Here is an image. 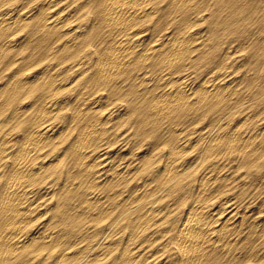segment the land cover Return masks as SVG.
Here are the masks:
<instances>
[{
	"label": "rangeland",
	"instance_id": "374dc122",
	"mask_svg": "<svg viewBox=\"0 0 264 264\" xmlns=\"http://www.w3.org/2000/svg\"><path fill=\"white\" fill-rule=\"evenodd\" d=\"M82 2L83 5H81ZM87 2L88 0H0V18L5 13L15 15L22 12L20 19L24 16V12L33 17L23 23L18 20V25L5 26L0 30V125L3 126V128L0 126V142L1 140L3 142L6 137L5 140L11 145L9 151H15L21 145L23 135L21 127L13 126V123L22 118L23 121L37 119L38 106L49 97H55L58 101L57 108L48 113L52 117L49 116L47 121V124H54V136L57 139L53 141L46 154L38 159L41 162H47L45 164H50L37 178V185H35L38 192L35 194V199L39 198L41 207L30 218L31 221L29 220L30 232L27 230V234L25 231L26 239L28 238L27 244L30 243L29 247L18 250L7 260L0 253V264H75L76 262V264H125L123 247L125 248L130 235L134 234L135 230L132 233L128 220L120 218L112 210L113 208L94 210L91 216L79 224L81 226L78 231L77 225H73V219L66 222L62 217H58L61 216L59 208L61 210L62 208L59 207L61 204L59 199L64 187H68L73 182L81 183L79 180L72 179L73 173L79 166H73L64 152L73 142L74 146L77 142V131L81 123L74 121L73 115L84 109L91 110L95 117L105 114L102 115L105 118L108 113H113L114 116V120L109 124L110 131L104 137L106 140L103 139V142L94 145L95 152L89 158V162H92L98 154L107 151L104 165L95 168L100 175L98 185L105 187L113 182L115 177L119 178L120 176L115 174L121 169L119 165L129 166L128 175L125 176L128 180L125 177L120 178L123 184L119 189L112 191L116 190L115 193L120 194L119 198L131 196L132 200L136 199V202L132 203L135 209L149 201L156 203L150 213L152 217L146 225L145 234L137 236L138 233H136V244L141 246L143 244L147 247V252L142 253L144 256L139 255L136 261L126 264H143L144 261H151V264H264V58L258 60L255 56V49H264V30L260 24L262 18H259L256 23L255 20L252 23L249 20L244 22L243 18H247L245 12L235 13L230 8L218 10L215 5L216 0H192L189 10L198 17L194 31L200 36V40L194 43L193 47L200 49L190 54L187 64L179 73L168 75L163 82L178 89L180 85L177 78L183 76L188 79L196 93L202 85H221L225 81L230 83L231 88L225 89L221 98L209 95L204 100H191L192 102L186 104L188 110L184 113H179L180 109L185 110L180 107L172 114L164 113V115L151 111L154 114L148 115L146 112L150 113V107L155 100L161 98L165 88L140 83L141 76H137L135 80L138 89L147 91L148 101L140 100L136 109L127 100L129 98L123 97L121 91H113L108 87L92 83L88 79L95 71L100 54L97 52L96 43L88 39L95 28L96 15L92 7L86 4ZM165 4L166 1L163 6ZM49 10H55L67 19V26L57 29L48 38L44 37L47 49L41 45L39 51H34L35 44L40 46L38 43L40 38L33 35L31 25L37 17L45 20ZM184 11H187L186 7L181 6L179 12L175 14L177 18L175 15L171 18L184 19ZM159 18L160 14H154L153 17L140 22V27L137 28L138 30H142V27L143 30L148 28L146 30L148 33L144 35L146 37L143 36L147 45L154 42L164 28H166L163 31L165 40L167 37L170 39L176 35L174 34L176 26L171 23L163 24ZM68 31L71 32L69 36L66 35ZM68 37L73 41H69ZM76 39L78 45H76ZM83 40L85 43L82 42ZM197 43L202 45L198 46ZM67 53L71 55L69 58ZM62 67H68V70ZM55 69H57L56 74H52ZM44 70H48L46 76ZM28 73L37 74L41 82L53 81L51 89L44 94L42 88L36 86L37 82L27 83L12 97L6 95L4 90L13 84L17 77H25L29 75ZM128 87L130 86L124 87L123 92H126ZM196 96H199V93ZM9 107L12 108L9 109ZM178 113L185 115L177 117L173 123L172 117L178 116ZM11 116H14V119L11 120ZM154 120H157V123ZM240 124L244 138L250 134H255L256 138L247 147L243 143L245 140L243 138L239 147L229 149L228 139L221 136L220 131L225 132L226 129L231 131L233 126ZM215 141L218 142V148L211 151L210 145ZM240 147L243 148L242 151ZM67 152V154L71 153L70 150ZM171 160L181 162L184 165L182 169L185 170H172ZM89 162L87 161L86 164ZM142 164L145 166L143 167ZM1 171L2 169H0V178L2 182H5V171ZM164 178L167 179L164 180ZM104 187L96 190L99 197L103 196ZM72 203L76 205L77 201L73 200ZM210 205L218 211L225 207V209L228 208L229 213H237L239 224L223 236L224 238L221 237L214 243L217 251L207 250V258L195 259L194 262H192L193 259H189V261L187 257L177 252L178 233L189 210ZM57 211L58 214H56ZM56 220L60 222V226ZM207 220H210L209 226L217 225L211 217H206L205 221ZM61 222L66 225H61ZM56 224L59 231L56 230ZM149 224L150 227H148ZM51 232L52 234L61 233L50 238ZM67 232L68 234L65 235ZM52 239H54V245L51 244ZM102 241H106L107 244L100 251H94L93 256L86 259L81 258L83 251L91 246L95 247ZM37 243L40 246L36 247ZM65 248L71 253L78 252V255L74 256L76 259L62 260V252ZM98 254H102V257H97ZM208 257L210 261H207ZM24 258L26 261L23 262Z\"/></svg>",
	"mask_w": 264,
	"mask_h": 264
},
{
	"label": "bare ground",
	"instance_id": "6f19581e",
	"mask_svg": "<svg viewBox=\"0 0 264 264\" xmlns=\"http://www.w3.org/2000/svg\"><path fill=\"white\" fill-rule=\"evenodd\" d=\"M164 1H166V4L163 6ZM191 1L192 0H88L86 4L89 7H92V11L96 15L95 16V21H96L95 28L91 32V36L90 38L88 37V39H91L92 41L96 43L97 52L98 54H100L99 61L95 66V71L92 77L88 78L90 82L95 83L97 85H101L103 87H108L109 89L113 91L114 90L121 91L123 97L129 98L127 100L129 101V103H131L133 108H136V109H137V103L140 100H142L143 102L148 101V99H146L148 95L147 91L138 89V84L135 80L137 76L139 75L141 76L140 83H145V84L152 85V86L154 85L159 88L160 86L165 88V90L162 91L161 98L157 101L155 100L153 105L150 107V113L145 111L148 115L154 114L155 112L160 113V114L166 113V115H168V114H172L175 111L179 110L180 107H182V109H185V110L180 109L179 113L180 112L184 113L186 110H188L186 108L187 106L186 104H188L189 102H192L191 100L193 99L194 100H204V98L208 97L209 95L215 98H221L224 95L225 89L228 90L229 88H231L230 83H226V81L223 82L221 85H216V84H212L209 86L202 85L200 87L199 92L197 91L199 93V96H196L198 93H196L193 87L190 86L191 83L189 84L188 79L186 77L182 76V77L177 78V80H179V85H180L178 89L172 85H168L167 83L163 82V80L166 81V79L168 78V75L179 73V71H181L184 68V66L187 64L186 62L188 58L190 57V54L200 49L199 47H193L194 43L200 40V36L197 35L196 32L194 31V27L196 25V22L198 21V17H195L192 14L193 12L192 11L190 12L189 10ZM210 1H213V0H210ZM81 5H83V2ZM215 5L218 7V10H221V11H223L226 8H230L235 13L245 12L247 18H243L244 22H247L249 20L250 23H252L255 20V23H256L257 21H259L258 20L259 18H262V20H260V24H261L262 29L264 30V0H216ZM181 6L186 7V10H187L186 12L184 11V14H183L184 19L173 20L174 18L173 16L179 12V8ZM22 13L15 14V15L5 13L4 15H2V17L0 18V30L3 29L5 26L10 27L13 24L16 25L19 21L20 22L22 21L23 23V21L27 20L28 18L30 19L32 17V15L31 16L28 15L29 13L27 14V12H24V16H22V18L20 19L19 17H21ZM154 14H160L159 19H160V22L162 21L161 23L163 24L171 23L174 26H176V31L174 32V34L176 35L170 39L167 37V39L165 40L166 37L164 36L163 31H165L166 28H164L160 31V34H158L154 42L147 45L146 39H143V36L147 32L146 30L148 28L146 30H143V27H142V30H138L137 28L140 27V22H142L144 19H148L149 17L150 18L153 17ZM47 16L45 20L44 18L37 17L36 18L37 20L31 25L33 35L38 36L40 38L38 39V43L40 44V46L35 44V46L33 47L34 51H39L41 49V45L42 47L46 46V41L44 37L48 38V36L50 37V35L53 32H55L57 29L59 30V28H64L67 26V23H68L66 22L67 19H65L61 14H59V12H56L55 10L54 11L49 10V12L47 13ZM171 16L173 18H171ZM176 16L177 15H175V18H177ZM19 26H21V24ZM66 30H68V28ZM70 33L71 32L68 31L66 32V35L69 36ZM61 37L63 38V36ZM68 40L73 41L72 39L70 40V37H68ZM76 42H77V39H76ZM82 42L85 43L84 40ZM200 44L201 43H199L198 46ZM76 45H78V42ZM37 46H38V49H36ZM45 49H47V47H45ZM63 49H65V47ZM67 55H68L67 57L69 58L70 54L67 53ZM255 56L258 58V60L264 58V49L263 50L255 49ZM82 57H85V56H82ZM27 58H25V60H27ZM70 58H73V57H70ZM62 60H63V57H62ZM73 62H70V63L74 64ZM32 65H33V61H32ZM63 69L68 70V67L63 68ZM65 70H63V72ZM47 71H45V76H46ZM56 72H57V69H55L52 72V74L54 73L56 74ZM88 73L85 74V77H87L86 75H88ZM36 75L29 74L25 77H22V76L17 77L13 81V84L9 85L8 87L6 86L7 88L4 90L6 95H8L9 97H12L13 94L18 93L21 90V88H23L27 83H36V82H37L36 86L39 88H42L43 93L46 94L48 92L47 90L51 89L53 81L41 82L42 81L41 78L37 77ZM60 78L62 79V77ZM13 79H14V76H13ZM59 81L61 80L59 79ZM127 86H130V87H128V90L126 88L127 90L126 92H123L124 91L123 88ZM31 90H33V88H31ZM159 92L161 93V91ZM36 94L37 93L35 92V95ZM41 99L42 97L40 98V100ZM57 105H58L57 99L55 97H51V98L49 97L45 101L40 103V105L38 106L39 113H38L37 119L33 121L31 119H28V121H23V118H22V120L18 119L16 120L15 123H13V126L21 127L22 135H23V140H21L22 141L21 145L15 151L13 152L9 151L11 148V145H10V142L5 140L6 137L4 138L3 142L1 140L2 143L0 142L1 143L0 144V169H2L3 172L5 171L4 173L6 174L5 182H2L0 178L2 182L0 184V253L2 254L3 258L6 260L9 259L10 256L15 254L18 250L27 249L30 244V243L27 244L28 238L26 239L25 231L27 232L28 230V223H29L30 218H32V216H34L35 213L38 211V209L41 207L39 198L35 199V194L38 193L36 191L37 188L35 187V185H37V178L41 175V173H43L49 167V164H50V163L45 164L47 162L45 161L41 162L38 159H40L43 155L46 154L47 150L51 148L53 141L57 139V137L54 136V131H55L54 126H53L54 124L53 125H50L49 123L47 124L48 118L50 116L48 113L53 112L55 108H57ZM10 108L12 107H9V109ZM151 111L154 113H152ZM179 113H178V116L172 117L173 123L175 122V119L177 117H182L185 115V114L180 115ZM102 115H105V114H102ZM102 115L101 116L97 115L95 117L93 115V112H91V110H85V109L84 111H80L77 114L73 115L74 121L80 122L82 125L80 124V127L78 128L77 142L75 146L73 142L68 148H66L65 150L66 152H64L65 153L64 155L67 159L70 158L73 166L75 167L79 166L78 170L73 173L74 175L72 176V179L79 180L81 183L73 182L68 187L66 188L64 187L63 189L64 191L62 190L63 193H61V197L59 199V202L61 203L59 204V207L62 208V210L60 208L59 210L62 214L59 213L61 216H58V217H62V219H64L66 222H69L71 221L70 219H73V225L75 224L77 225V231H78L79 226H81L79 224L82 221L86 220L85 218H88L89 216H91L94 210L99 209L100 211H102V210H109V208L110 209L113 208L112 210L115 213H117V215L120 218L122 219L124 218L128 220V223L130 227L132 228L131 232L133 233V230H135L134 234H131V235L129 234L130 239L128 243H126L125 248L123 247L124 249L123 256L125 257L123 258L126 264V263H130L131 261L132 262L136 261L137 258L139 259V255L147 252L146 251L147 247L143 246V244L142 246L138 245L136 244L135 241H136L137 236H139L140 234H145V231L147 230L146 225L148 224V222L150 221L152 217L150 216V213L153 211L154 206H156V203L155 201H151V202L149 201L145 203L144 205L142 204V206L140 205L138 209H135L132 206V203L134 201L136 202V199L132 200V197L129 196V198L120 197L121 198L120 200L119 198L120 194L118 192L115 193L116 190L112 191L113 189H116V188L119 189L120 185L123 184L122 182H120V178L122 177L124 178L125 176L128 175L127 172L129 171V166L122 167L121 165H119L121 169L116 173L114 172L115 174H117L116 176H120L119 178L115 177L113 182H110L105 187L98 185L97 181L99 180L100 175L98 173L99 171H97L95 168L97 166L104 165L103 162H105L104 159H105V154L107 153V151L105 150L102 153L98 154L97 157H95V159H92V162H89V158L92 157V154H94L95 152V150H93L94 145L100 144L101 141L103 142V139L106 133L108 134L110 131L109 124L114 120L113 113H108L105 118ZM10 119L11 120L14 119V116H11ZM154 121L156 122L157 120H154ZM0 126L1 128H3L2 125ZM241 126H242L241 124L236 127L233 126V129L231 131H227V129L226 131L224 130L225 132L220 131L221 136H224L225 138L228 139L229 149L237 148L241 145L239 143L244 138V135L242 132L243 129ZM5 136H6V133H5ZM255 138H256L255 134H250L244 138L245 140L243 143H245V146L247 147L250 145L249 143H252L255 140ZM216 141L211 143L210 145L211 151L216 150L218 148L217 146L218 142L216 143ZM239 149H241L242 151L243 148L240 147ZM68 150L71 151L70 154H67ZM87 161L89 162L88 164H86ZM171 163L173 164L170 168L172 170L174 169V171L181 170L184 166L181 162H173L171 160ZM144 166L145 165H143V167ZM182 170H185V169H182ZM165 179L167 178H164V180ZM126 180H128V178ZM68 182H70V180ZM171 182L173 183V181ZM169 186L170 184L168 185V188ZM101 187H104L103 188L104 194L102 197H99L98 196L99 193L96 194V190L99 188L101 189ZM129 187L131 188V186ZM159 195L161 194L159 193ZM123 196H124V193H123ZM138 196L140 195L138 194ZM134 198H138V197H134ZM73 200L77 201L76 205L72 203ZM78 201H79V204H78ZM146 208L148 209L145 210ZM224 209L218 211L213 207V205L212 206L210 205V206H205L201 209L192 208L191 210H189L182 223V228L180 229L178 236H177L178 242L176 244V249H177L178 254H181L183 257H187L188 260L193 259L192 262H194L195 259L201 260L202 258L204 259L207 258L206 256L207 250L215 251L216 245L214 243L217 240L221 239V237L228 234L231 230H233L239 224V220L237 218L238 214L233 213V212L229 213L228 208H226L225 210ZM56 214H58V211L56 212ZM95 214L97 215V213ZM206 217H211V219L215 220L217 225L209 226L208 224L210 223V220L205 221ZM52 218H54V216ZM55 218H56V215H55ZM59 221H61L60 218H59ZM64 222L63 223L61 222V225L64 224ZM58 224L60 226V222H58ZM65 225L66 223L64 224V226ZM56 227H57V224H56ZM148 227H150V224L148 225ZM66 229H67V226H66ZM56 230H58V227L56 228ZM61 230H63V228ZM71 230L72 229H70V231ZM73 232H75V230ZM58 233L52 234L51 232V234H49L50 236L49 235L48 236L50 238H54L56 234L58 235ZM81 233L84 235L83 231ZM136 233H138L137 236H136ZM67 234L68 232L65 235ZM85 237L87 236L85 235ZM56 238H58V236ZM65 240L66 239L64 238V241ZM38 243L36 247L40 246L38 245ZM43 243L44 242H42V244ZM54 243H55L54 239H52L51 244L54 245ZM66 243L68 242L66 241ZM117 243L118 242H116V244ZM105 244H107V242L102 241V243H99L95 247L91 246L89 249L87 248L86 251H83L84 254L82 255L81 258L82 259L88 258L94 253V251L96 250L100 251L105 246ZM168 246L170 245L168 244ZM81 247L83 248V245ZM103 252L105 251L103 250ZM77 253L76 251L75 253H71V251H67V249L65 248L62 252V260L67 261L70 258L73 259L75 258L74 256ZM143 254L141 256H144ZM95 255L97 254L95 253ZM97 257H102V254ZM142 260H144V258ZM210 260L211 259H209L208 257L207 261H210ZM24 261H26L25 258L23 262ZM41 261L43 260L41 259ZM150 262L151 261H144L143 264H151Z\"/></svg>",
	"mask_w": 264,
	"mask_h": 264
}]
</instances>
